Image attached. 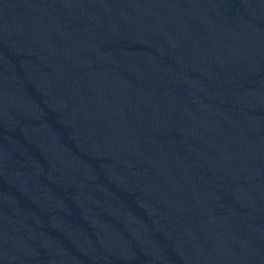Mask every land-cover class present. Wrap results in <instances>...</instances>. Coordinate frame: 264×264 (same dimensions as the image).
I'll return each mask as SVG.
<instances>
[{"label": "water", "instance_id": "1", "mask_svg": "<svg viewBox=\"0 0 264 264\" xmlns=\"http://www.w3.org/2000/svg\"><path fill=\"white\" fill-rule=\"evenodd\" d=\"M0 264H264V0H0Z\"/></svg>", "mask_w": 264, "mask_h": 264}]
</instances>
